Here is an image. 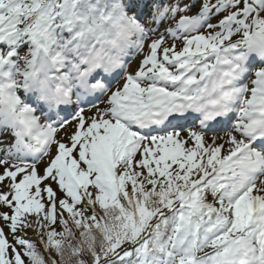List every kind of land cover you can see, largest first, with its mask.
Instances as JSON below:
<instances>
[{"label":"snow or ice","instance_id":"6c2138e0","mask_svg":"<svg viewBox=\"0 0 264 264\" xmlns=\"http://www.w3.org/2000/svg\"><path fill=\"white\" fill-rule=\"evenodd\" d=\"M73 262L264 264V0H0V264Z\"/></svg>","mask_w":264,"mask_h":264},{"label":"rangeland","instance_id":"374dc122","mask_svg":"<svg viewBox=\"0 0 264 264\" xmlns=\"http://www.w3.org/2000/svg\"><path fill=\"white\" fill-rule=\"evenodd\" d=\"M90 5L91 6H99L101 9H103V2L101 1V2H96V3H93V4H91L90 3ZM88 5H86V7H87ZM138 59V58H137ZM135 67V65H133V68ZM73 264H75V262H73Z\"/></svg>","mask_w":264,"mask_h":264},{"label":"clouds","instance_id":"9594fccd","mask_svg":"<svg viewBox=\"0 0 264 264\" xmlns=\"http://www.w3.org/2000/svg\"><path fill=\"white\" fill-rule=\"evenodd\" d=\"M116 70H118V69H113V71H116Z\"/></svg>","mask_w":264,"mask_h":264}]
</instances>
